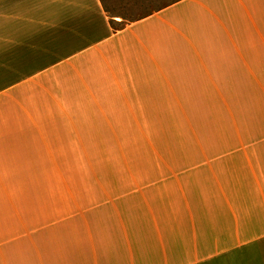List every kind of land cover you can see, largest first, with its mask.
Returning <instances> with one entry per match:
<instances>
[{
  "label": "crops",
  "instance_id": "0c3cea01",
  "mask_svg": "<svg viewBox=\"0 0 264 264\" xmlns=\"http://www.w3.org/2000/svg\"><path fill=\"white\" fill-rule=\"evenodd\" d=\"M227 99L244 105L208 138L76 171L123 146L91 111ZM14 195L28 198L0 203V264H264V0H178L122 28L101 0H0V197Z\"/></svg>",
  "mask_w": 264,
  "mask_h": 264
},
{
  "label": "rangeland",
  "instance_id": "374dc122",
  "mask_svg": "<svg viewBox=\"0 0 264 264\" xmlns=\"http://www.w3.org/2000/svg\"><path fill=\"white\" fill-rule=\"evenodd\" d=\"M101 1L111 17L113 26L122 28L178 0ZM243 103L244 100H222L219 111H91L87 115L89 117L91 114L94 125L107 127L110 130L111 143H120L123 146L111 145L110 148H104L103 152L94 149V159H99L101 162L78 164L76 171L79 175L92 173V177L96 178L100 177L103 172L131 170L128 168L130 167L128 163L139 161L137 159L142 157L167 155L170 151L173 154L175 150L173 146L181 145L184 141L197 140L200 135L202 138H208L205 130L212 129L209 125L214 124L217 117L220 118L219 113L233 111L236 105L243 106ZM87 182L94 181H86L85 178L49 180L45 181L43 186L51 188L85 187ZM0 198V203L21 204L28 197L14 195ZM29 198L38 199V197Z\"/></svg>",
  "mask_w": 264,
  "mask_h": 264
}]
</instances>
